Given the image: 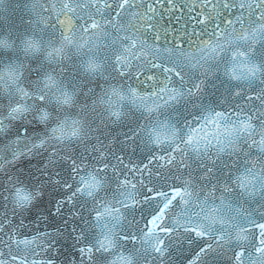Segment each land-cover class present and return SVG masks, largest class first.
Returning <instances> with one entry per match:
<instances>
[{
    "label": "snow or ice",
    "instance_id": "1",
    "mask_svg": "<svg viewBox=\"0 0 264 264\" xmlns=\"http://www.w3.org/2000/svg\"><path fill=\"white\" fill-rule=\"evenodd\" d=\"M180 255L264 264V0L0 16V264Z\"/></svg>",
    "mask_w": 264,
    "mask_h": 264
}]
</instances>
